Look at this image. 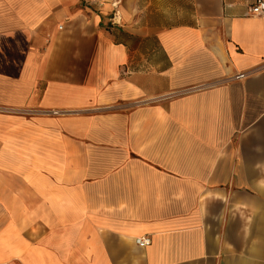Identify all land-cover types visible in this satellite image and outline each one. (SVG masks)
Wrapping results in <instances>:
<instances>
[{
	"label": "crops",
	"instance_id": "0c3cea01",
	"mask_svg": "<svg viewBox=\"0 0 264 264\" xmlns=\"http://www.w3.org/2000/svg\"><path fill=\"white\" fill-rule=\"evenodd\" d=\"M256 2L0 0V264H264Z\"/></svg>",
	"mask_w": 264,
	"mask_h": 264
},
{
	"label": "built area",
	"instance_id": "2783aa9c",
	"mask_svg": "<svg viewBox=\"0 0 264 264\" xmlns=\"http://www.w3.org/2000/svg\"><path fill=\"white\" fill-rule=\"evenodd\" d=\"M263 11H264V0H257L255 5H253L251 7V12L254 13V14H257V13H260V12H263ZM243 76H244V74H239L237 77L240 78V77H243ZM56 112L57 111H55V113ZM137 243L140 246H146V245H149L151 243V239L148 238V237H139L137 239Z\"/></svg>",
	"mask_w": 264,
	"mask_h": 264
}]
</instances>
